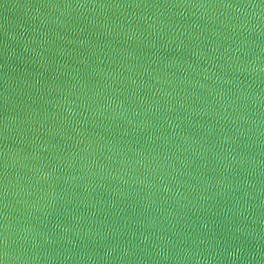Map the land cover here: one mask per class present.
<instances>
[{
    "label": "water",
    "instance_id": "1",
    "mask_svg": "<svg viewBox=\"0 0 264 264\" xmlns=\"http://www.w3.org/2000/svg\"><path fill=\"white\" fill-rule=\"evenodd\" d=\"M0 264H264V0H0Z\"/></svg>",
    "mask_w": 264,
    "mask_h": 264
}]
</instances>
